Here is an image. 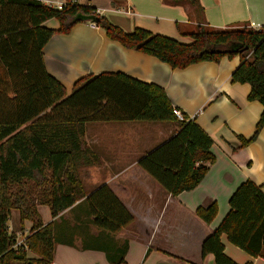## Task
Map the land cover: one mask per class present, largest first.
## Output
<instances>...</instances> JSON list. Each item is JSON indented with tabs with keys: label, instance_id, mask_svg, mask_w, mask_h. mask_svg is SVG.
Wrapping results in <instances>:
<instances>
[{
	"label": "trees",
	"instance_id": "trees-1",
	"mask_svg": "<svg viewBox=\"0 0 264 264\" xmlns=\"http://www.w3.org/2000/svg\"><path fill=\"white\" fill-rule=\"evenodd\" d=\"M66 0L61 9L41 0H0V264H52L54 238L37 205H46L57 218L84 201L93 225L115 234L133 221L111 188L104 184L90 194L82 185L78 162L83 126L90 122H173L178 129L166 141L140 157L138 166L167 194L194 189L215 158L211 138L182 113L178 119L165 91L122 73H100L78 80L67 95L48 74L43 49L56 34L68 35L78 23L90 22L121 46L155 57L172 69L201 62L219 63L238 57L231 83L248 84V101H258L262 112L251 138L239 137L241 147L254 141L264 126V28L250 26L215 29L198 25L188 33L191 42L153 34L142 28L124 32L96 9ZM172 3L196 0H168ZM54 19L57 29L44 23ZM75 126L80 129L76 130ZM229 211L202 244V256L214 264H237L224 253L221 236L252 258L264 259V194L250 180L230 196ZM11 210L32 227L23 247L9 232ZM217 205L198 208L196 215L210 223ZM31 252L36 257H28ZM111 264H124L123 258ZM245 264H253L248 261Z\"/></svg>",
	"mask_w": 264,
	"mask_h": 264
},
{
	"label": "crops",
	"instance_id": "crops-1",
	"mask_svg": "<svg viewBox=\"0 0 264 264\" xmlns=\"http://www.w3.org/2000/svg\"><path fill=\"white\" fill-rule=\"evenodd\" d=\"M55 6L66 0H41ZM95 8L112 25L131 32L142 28L153 34L191 42L188 33L198 25L215 29L238 26L264 28V0H74ZM57 29L51 19L44 23ZM46 71L69 95L81 78L100 73H122L161 87L173 108L195 120L211 138L215 161L200 183L177 196L167 194L139 166L140 157L177 131L173 122H90L80 139L79 176L86 194L108 185L133 215V221L115 234L97 229L84 201L57 218L46 205H37L44 225L51 224L54 238L52 264H214L212 254L202 256V244L229 211V198L246 180L264 194V126L256 139L241 147L239 137L253 136L262 112L258 101H248V84L231 83L238 57L219 63L201 62L172 69L155 57L121 46L90 22L78 23L68 35L56 34L43 49ZM75 129H80L75 126ZM217 205V214L204 223L196 210ZM15 219L16 241L28 237L32 223ZM20 234V237L18 235ZM224 253L233 262L264 264L221 236ZM28 257L34 258L31 252Z\"/></svg>",
	"mask_w": 264,
	"mask_h": 264
},
{
	"label": "built area",
	"instance_id": "built-area-1",
	"mask_svg": "<svg viewBox=\"0 0 264 264\" xmlns=\"http://www.w3.org/2000/svg\"><path fill=\"white\" fill-rule=\"evenodd\" d=\"M70 2H74V0H72V1H70ZM65 5V2L64 3H62V4H57V5H55L54 7L55 8H57V9H61L63 6ZM95 13H98L97 12V10L95 11ZM173 113H174V115L178 118V119H180V120H182L183 119V116H182V113L178 110V109H173ZM188 119H192V118H189L188 117ZM23 247V248H25V245H24V239L21 241V242H17L16 241V247Z\"/></svg>",
	"mask_w": 264,
	"mask_h": 264
},
{
	"label": "rangeland",
	"instance_id": "rangeland-1",
	"mask_svg": "<svg viewBox=\"0 0 264 264\" xmlns=\"http://www.w3.org/2000/svg\"><path fill=\"white\" fill-rule=\"evenodd\" d=\"M236 58V57H235ZM234 59V58H233ZM232 60V59H231ZM15 219H13V217L11 218V217H9V219H8V221H7V228H9L11 231L13 230V229H15L14 230V232L15 233H18L19 232V230H17L18 228H16L17 226H16V223H15V221H14ZM18 237H20V234L18 235ZM34 255V254H33ZM35 256V255H34Z\"/></svg>",
	"mask_w": 264,
	"mask_h": 264
},
{
	"label": "water",
	"instance_id": "water-1",
	"mask_svg": "<svg viewBox=\"0 0 264 264\" xmlns=\"http://www.w3.org/2000/svg\"><path fill=\"white\" fill-rule=\"evenodd\" d=\"M88 20H91L92 23H96L99 20V18L95 17V16H91V17L88 18Z\"/></svg>",
	"mask_w": 264,
	"mask_h": 264
}]
</instances>
